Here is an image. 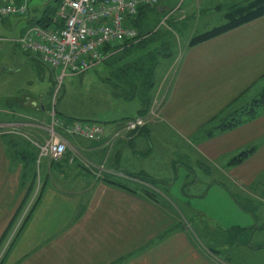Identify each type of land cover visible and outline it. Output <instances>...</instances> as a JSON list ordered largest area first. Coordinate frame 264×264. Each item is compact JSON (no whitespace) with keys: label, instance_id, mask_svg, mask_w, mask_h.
<instances>
[{"label":"crops","instance_id":"obj_1","mask_svg":"<svg viewBox=\"0 0 264 264\" xmlns=\"http://www.w3.org/2000/svg\"><path fill=\"white\" fill-rule=\"evenodd\" d=\"M226 1L202 0L203 6L197 2L195 7L196 2L190 1L183 13L169 7L171 0L143 9L140 19L159 13V29L171 36L165 53H158L154 61L147 105L135 99V115L146 109L148 123L128 139L112 136L119 121L132 115L116 105L127 85L121 76L118 80L112 77L116 71L108 59L89 68L99 73L96 84L88 87L93 95L88 100L91 105H56L55 70L38 58L31 62L37 74L43 76L45 69L50 73L47 96L30 86L0 96L8 98L4 101L8 105H39V115L46 114V120L54 107L67 123L73 119L95 121L105 129L97 140L64 132L67 149L57 161L38 159V147L28 136L0 133V223L6 222L0 237L23 215L26 195L31 191L32 197L40 195L20 229L24 239L35 238L33 245L21 246L19 256L9 264H218L206 257L185 229L170 227L169 200L149 195L148 182L126 173L141 174L169 194L181 176V189L192 190L203 180L198 175L204 173L214 174L207 183L222 186L220 182L230 176L240 182L234 181L236 184L252 183L250 179L264 171V109L230 128H212L207 133L227 111L232 109V114L235 108L248 105L264 87V15L188 45L196 30L221 21ZM50 2L43 1L36 15L29 10L25 17H1L13 30L20 25L11 39L19 46L12 52L29 54L17 38L43 16ZM158 40L149 48L159 45ZM18 65L0 67V80L5 79L6 87L7 76L16 74ZM97 84L101 90H95ZM238 156L242 159L232 164ZM98 163L105 165L103 178L111 180L98 177Z\"/></svg>","mask_w":264,"mask_h":264},{"label":"rangeland","instance_id":"obj_2","mask_svg":"<svg viewBox=\"0 0 264 264\" xmlns=\"http://www.w3.org/2000/svg\"><path fill=\"white\" fill-rule=\"evenodd\" d=\"M43 1H51V4L55 0H28L30 12L34 15L39 13V10L42 8ZM190 1L196 2L193 7L197 5V2H199V4L202 2V0H171L169 7H174L177 9L176 12L180 13V11L184 9ZM226 2L228 3V5H226L227 8L237 2H243V0H227ZM161 3L162 0L159 1L156 6H159ZM201 6L203 5L201 4ZM226 8L222 12H224ZM183 12L184 10H182V13ZM173 13L175 15V12ZM160 17L161 15L158 13L147 19L146 22L143 20V22H141V29L148 30L151 26H153L152 29L154 30L155 25L157 29ZM18 23L23 22L19 20ZM19 27L20 25L14 30L7 27L3 18L0 17V67L5 66L11 69L14 67L15 63H18L19 65L17 67H20L16 74L7 76L9 77L7 78L9 81L7 87L5 79L1 78L0 96L8 95L10 92H14L15 90H27L29 86L34 92L38 93V91H42V93L47 96L50 81V73L48 69H45L43 76H40L37 74L36 70H34L33 63H31L33 60L37 61L36 56L26 54L25 52V54L22 52L19 53L18 51L12 52L14 47L19 46L11 41V39L15 36L14 32H16V35L18 34ZM178 47L179 46H177V48ZM159 53H165V49H162ZM35 73L38 75L36 78ZM57 73L58 70H55L53 74L56 75ZM98 74V70L93 68L87 70L83 74H68L75 76H67L65 79L63 77L59 84L58 82L56 83L58 89L56 105H59V102L60 105H91L88 100L93 99V95L88 92V87L90 84H96L99 77ZM4 75L5 74H3L2 77H4ZM155 79L157 78L154 77V80ZM64 88H66V91ZM97 89L101 90L99 84H97L95 90ZM263 90L264 87L259 93H263ZM98 92L99 91H96L97 95L99 94ZM93 93L95 94V92ZM161 93L162 91H160L159 97L163 95ZM259 95L260 94H257L254 99H257ZM135 99L136 97H124L123 94V99L117 100L116 105H122L123 111L134 117L136 116L134 112V104L136 103ZM5 100L7 101L8 98L0 97V133H14L21 136H28L34 140L36 147H38V144L43 143L48 137V133L51 128L50 114L48 115L49 120H46V114L45 116L39 115V105H23L19 107V105H8L6 104L7 102H4ZM240 101L241 100L234 102V105H238ZM251 101H254L253 98ZM251 106L252 105L249 103L244 107L241 106L237 109L235 108L232 114L230 113L232 109L227 111V115L225 118L220 119L219 123L223 120L231 119L236 115L239 119H241L240 121L248 119L249 117L246 113ZM258 108L256 107L257 112L255 111L254 114H250L251 117L263 110L264 106H260L259 110ZM52 111H54V109L51 108L50 112L52 113ZM149 113L152 116H155L152 110ZM148 119L147 115V119L145 117L144 124L138 131L147 125ZM125 120H120L118 126L114 130V132L118 131L116 135H113L115 139H128L125 136L126 131H123V128L121 127ZM27 122L33 123L34 125H26ZM36 125H40L41 127ZM56 129H58L57 132L62 137L65 136L64 132L66 131L61 130L60 127H56ZM112 138L110 140H112ZM110 143L114 142L110 141ZM238 157L233 159L232 164L237 162L236 159ZM96 168L98 177L102 178L101 176H103L102 173L105 168L104 163H98ZM210 169L211 168H207V171ZM211 175V172L198 175L201 176L203 180L192 190L189 189L190 187L181 189V181L183 179L181 176L178 180L176 179L168 194V190L163 186H158L159 192L156 191V189H154L156 186H154L152 181L147 178L143 179V175H131L126 173V176L129 178L148 182L149 186L147 190H149V195L166 199L164 200L166 202H168V200L170 201L169 205L166 206L169 211H171L173 219L170 227H181L185 229L188 236L193 238L196 245H198L204 253H206V255L208 254L206 257L210 258V260L215 261L218 264H264V196H262L264 195V189H261L262 185L264 187V171L253 176L250 179V182L252 183H249V180H247L246 183L249 184H236L234 181H239L235 178L233 179L234 181H232L231 179L233 177L228 175L230 177L224 179V183L220 182V185L225 188L218 186L217 184L207 183L208 178ZM212 176L214 177V174ZM218 177L222 178L223 175L218 174ZM32 194L33 191L30 192L28 198L26 197V205L27 203L29 205L30 202L33 203L35 197H37V194H34L33 197ZM24 211L25 209L23 210L22 216H19L16 221L12 222L10 230H8V232L6 231L5 234L0 237V256L2 255L1 259H4L3 264H9L11 260L13 261L17 258L19 256V253L17 252L22 249L21 246L25 247L28 243H31V246H29V248H31L33 245L32 241L35 240V238L24 239L25 232H23V234L20 232V229L22 230L21 218L24 219L27 213V211ZM255 214L256 216H261L257 218ZM0 224L1 231L6 225V222ZM240 229H242V232ZM34 233L35 232H33V234Z\"/></svg>","mask_w":264,"mask_h":264},{"label":"built area","instance_id":"obj_3","mask_svg":"<svg viewBox=\"0 0 264 264\" xmlns=\"http://www.w3.org/2000/svg\"><path fill=\"white\" fill-rule=\"evenodd\" d=\"M159 1L56 0L50 23L33 22L17 40L27 53L36 56L50 69L58 70L55 77L59 84L68 74H78L94 67L109 57L113 48L119 49L124 41L146 37L148 33H140L130 19L138 14L141 6H153ZM28 14V0H0V17H25ZM107 46L109 49L106 50ZM52 109L51 128L47 139L38 144V159L45 157L57 161L65 153L66 140L56 127L91 140L103 137L104 128L99 123L79 119L67 123L54 107ZM144 120V116L130 117L121 127L126 133H133L140 129Z\"/></svg>","mask_w":264,"mask_h":264},{"label":"trees","instance_id":"obj_4","mask_svg":"<svg viewBox=\"0 0 264 264\" xmlns=\"http://www.w3.org/2000/svg\"><path fill=\"white\" fill-rule=\"evenodd\" d=\"M148 7H149L148 5L141 6L139 9L140 14L138 12V14L135 17L130 19V22L137 27L140 33H148V35L144 38H141L138 41H130V40L124 41L122 43V46L118 47L119 49L113 48L112 49L113 53L106 58L108 59L109 62L114 64L115 67L114 70L116 72L112 71V77H116L118 80V76H121L123 79V83L127 85V87L124 86V89L122 91L124 97L127 96L132 98L138 97L139 100L141 101V105H147L148 103V91L151 86V73L157 54L162 49L167 50L166 44L169 43V36H171L169 32L159 29V26L157 30L156 25L154 30L152 29L153 26L150 27L151 29L149 28L150 30L141 29L142 25L140 21L142 20L143 22L144 20V22H146L147 19H149V16L144 17V19H140L141 13H143V9ZM55 10H56V0L46 7L43 16L38 20V23L42 25H46L50 23V20ZM261 15H264V0H243V2H237L235 4H232L231 6H228L226 10L223 12L221 21L218 24L213 25L212 27L202 31L196 30L193 33V35H191L188 41V45L194 46L200 42H203L207 39L217 36L227 30H230L243 23L251 21ZM157 39H160L158 40L159 45L154 46L153 48H149L150 47L149 44H151L153 41ZM105 48L106 50L109 49L108 46ZM259 94L260 95L257 99H253L254 101H251L250 105L252 106L247 110L248 112L246 114L249 118L251 117L250 114H254V112L256 111V107L257 108L259 107L258 108L259 110L260 106H264V92L263 93L261 92ZM145 115H146V109H141L136 116L145 117ZM240 120L241 119H239L237 115L232 117L231 119L223 120L221 123H219L220 120H218L212 124V125L215 124L214 126H210L207 129V133H210L212 128H219V129L230 128L240 123L241 122ZM132 134L134 133H126L125 136L129 137ZM241 159L242 157L239 156L236 159V161L238 162ZM143 178L145 177L143 176ZM101 179H106L108 181L111 180V179H107V177L103 178V176ZM122 186L129 189L125 185ZM27 196L29 197V193ZM39 197L40 195H37L33 203L30 202L29 205L27 203L28 207L26 203L24 204L26 206H23L22 209L23 210L25 209V211H27L26 214L30 213V211L33 209V206L38 201ZM24 219L21 218L22 220L21 227L25 223ZM240 230L242 232V229ZM1 256H0V264H3L4 259L2 260Z\"/></svg>","mask_w":264,"mask_h":264}]
</instances>
